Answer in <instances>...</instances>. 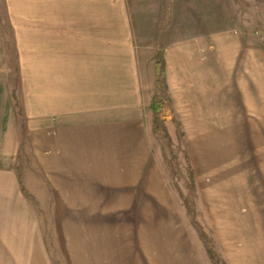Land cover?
Listing matches in <instances>:
<instances>
[{
  "label": "rangeland",
  "instance_id": "rangeland-1",
  "mask_svg": "<svg viewBox=\"0 0 264 264\" xmlns=\"http://www.w3.org/2000/svg\"><path fill=\"white\" fill-rule=\"evenodd\" d=\"M125 14L134 25L128 44L118 40L124 29L115 26ZM91 21L96 28L86 26ZM104 21L112 27H100ZM58 30L75 33L59 43L47 34ZM104 31L111 42L98 38ZM174 41H190L201 57L212 55L213 68L219 63V134L200 138L199 126L180 123L174 113L163 75V52ZM59 51L84 53L74 62L85 68L96 64L97 102L105 93L116 100L126 91V65L134 61L150 144L175 203L177 233L192 258L264 264V0H0V78L19 141L8 163L27 195L39 194L42 178L27 121L40 111L46 54ZM92 54L94 61L87 59ZM221 70L250 78L236 84ZM216 102L209 96L208 107ZM194 103H184L181 118H190Z\"/></svg>",
  "mask_w": 264,
  "mask_h": 264
},
{
  "label": "crops",
  "instance_id": "crops-1",
  "mask_svg": "<svg viewBox=\"0 0 264 264\" xmlns=\"http://www.w3.org/2000/svg\"><path fill=\"white\" fill-rule=\"evenodd\" d=\"M121 18L115 24L124 29L118 40L128 44L134 25L127 14ZM99 26L110 29L112 24ZM65 33L75 32L47 34L60 43ZM108 37L104 31L98 38L111 42ZM46 55L40 111L27 121L42 177L39 194H23L8 163L19 148L17 119L0 78V264H199L177 233L175 203L150 144L134 61L126 65V91L115 102L111 93L97 102L94 62L77 65L74 60L86 56L76 51ZM201 56L190 41H174L163 52V75L180 123H195L206 139L208 133L219 134L222 79L219 63L212 67V55ZM224 72L236 84L250 78L243 71L237 76ZM213 95L216 107H208ZM194 101L198 104L190 118H181L184 103L193 108ZM211 121L215 127L207 126Z\"/></svg>",
  "mask_w": 264,
  "mask_h": 264
}]
</instances>
